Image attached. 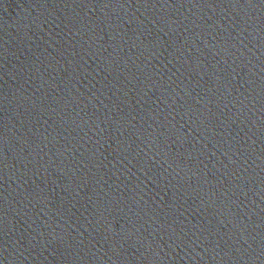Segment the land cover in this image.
I'll return each mask as SVG.
<instances>
[{"label": "water", "instance_id": "obj_1", "mask_svg": "<svg viewBox=\"0 0 264 264\" xmlns=\"http://www.w3.org/2000/svg\"><path fill=\"white\" fill-rule=\"evenodd\" d=\"M224 155L264 229V0H164Z\"/></svg>", "mask_w": 264, "mask_h": 264}]
</instances>
